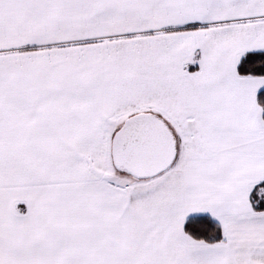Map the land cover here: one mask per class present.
Segmentation results:
<instances>
[{
  "label": "crops",
  "instance_id": "crops-1",
  "mask_svg": "<svg viewBox=\"0 0 264 264\" xmlns=\"http://www.w3.org/2000/svg\"><path fill=\"white\" fill-rule=\"evenodd\" d=\"M253 52L264 0H0V264H264ZM138 114L177 142L147 180L111 156Z\"/></svg>",
  "mask_w": 264,
  "mask_h": 264
},
{
  "label": "water",
  "instance_id": "water-1",
  "mask_svg": "<svg viewBox=\"0 0 264 264\" xmlns=\"http://www.w3.org/2000/svg\"><path fill=\"white\" fill-rule=\"evenodd\" d=\"M111 156L118 172L139 180L152 179L173 165L177 142L162 119L138 114L128 118L115 133Z\"/></svg>",
  "mask_w": 264,
  "mask_h": 264
},
{
  "label": "trees",
  "instance_id": "trees-1",
  "mask_svg": "<svg viewBox=\"0 0 264 264\" xmlns=\"http://www.w3.org/2000/svg\"><path fill=\"white\" fill-rule=\"evenodd\" d=\"M238 74L242 77H264V52H253L245 55L238 66ZM257 101L262 108L264 120V91L258 94ZM259 209L264 210V202L261 203ZM185 231L188 236L198 242L215 245L223 241L221 228L207 218L188 220Z\"/></svg>",
  "mask_w": 264,
  "mask_h": 264
}]
</instances>
